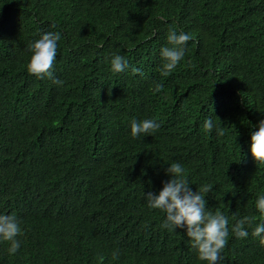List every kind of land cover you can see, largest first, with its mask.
<instances>
[{
	"label": "trees",
	"instance_id": "trees-1",
	"mask_svg": "<svg viewBox=\"0 0 264 264\" xmlns=\"http://www.w3.org/2000/svg\"><path fill=\"white\" fill-rule=\"evenodd\" d=\"M170 30L191 39L163 75ZM47 32L61 34V85L27 70ZM114 54L125 71H112ZM144 119L160 127L133 137ZM262 119L264 0H0V214L22 229L15 254L0 240V264H208L144 199L173 162L192 191L212 185L206 207L229 220L217 264H264L252 235L264 164L250 151ZM246 216L255 221L238 238Z\"/></svg>",
	"mask_w": 264,
	"mask_h": 264
},
{
	"label": "clouds",
	"instance_id": "clouds-1",
	"mask_svg": "<svg viewBox=\"0 0 264 264\" xmlns=\"http://www.w3.org/2000/svg\"><path fill=\"white\" fill-rule=\"evenodd\" d=\"M61 39L59 32L44 33L38 40L29 45L32 55L27 65L30 74L39 78H48L57 85L63 82L53 75V65L57 56L58 41ZM191 35L170 30L167 41L172 47H162L160 55L164 61L162 65L163 75H167L176 68L185 54V46L190 41ZM129 67L128 61L119 54H114L111 59V69L115 73L125 71ZM133 73L142 72L138 68L132 69ZM162 86L157 85V90ZM160 125L154 119L133 120L131 123V135L139 137L156 131ZM203 127L211 132L216 125L211 117H207ZM258 130L251 134L250 151L256 162L264 164V119L255 126ZM217 134H224L222 128H217ZM170 179L163 183L158 194L151 191L144 193V199L150 209H159L165 213L162 227L169 231L185 229L186 235L191 240L192 247L196 249L198 258L207 261L208 264H217L221 259V252L226 247L229 235V220L217 210L214 213L206 207L207 201L203 193L211 192L212 185H203L200 190L192 191L186 179L184 167L177 162L169 164L165 170ZM257 210L264 214V195L256 200ZM255 217L246 216L238 220L232 227V231L238 238H246L249 233L245 224L251 226ZM264 223L257 224L252 231L254 237H260V243L264 244ZM22 234L20 221L14 214H0V240L9 242V254H15L21 247V241L17 239ZM115 251L113 257H118Z\"/></svg>",
	"mask_w": 264,
	"mask_h": 264
}]
</instances>
